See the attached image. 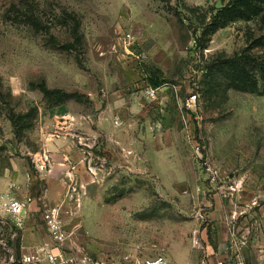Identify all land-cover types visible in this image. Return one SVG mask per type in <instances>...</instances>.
<instances>
[{
    "label": "rangeland",
    "instance_id": "374dc122",
    "mask_svg": "<svg viewBox=\"0 0 264 264\" xmlns=\"http://www.w3.org/2000/svg\"><path fill=\"white\" fill-rule=\"evenodd\" d=\"M221 5L0 0V264L54 245L48 209L95 258L264 264V94L214 60L264 23L213 28ZM13 196L33 198L22 226Z\"/></svg>",
    "mask_w": 264,
    "mask_h": 264
},
{
    "label": "trees",
    "instance_id": "16d2710c",
    "mask_svg": "<svg viewBox=\"0 0 264 264\" xmlns=\"http://www.w3.org/2000/svg\"><path fill=\"white\" fill-rule=\"evenodd\" d=\"M221 2V7L214 8L211 13L210 25L213 28L224 27L236 20L260 19L264 23V0H221ZM251 36L254 37L253 34ZM195 42L203 46L201 36H197ZM255 48L258 50L255 51ZM214 60L220 67L227 68L225 73L234 86L244 91L264 94V33L256 37L253 43L251 42L240 52L232 56L221 54ZM148 80L154 87L160 86V82L153 79ZM52 92L59 96L56 104L68 98L62 90L56 89Z\"/></svg>",
    "mask_w": 264,
    "mask_h": 264
},
{
    "label": "built area",
    "instance_id": "2783aa9c",
    "mask_svg": "<svg viewBox=\"0 0 264 264\" xmlns=\"http://www.w3.org/2000/svg\"><path fill=\"white\" fill-rule=\"evenodd\" d=\"M144 95L154 98L156 88H146ZM32 202V197L21 199L18 196L9 197L4 202V208L16 226L23 225L28 206ZM45 219L54 245L37 247L32 253L24 256V264H173L163 254L153 257L143 254L114 255L105 258L92 257L85 251L73 250L67 246L69 234L56 209L46 210ZM236 264L243 263L239 260Z\"/></svg>",
    "mask_w": 264,
    "mask_h": 264
},
{
    "label": "crops",
    "instance_id": "0c3cea01",
    "mask_svg": "<svg viewBox=\"0 0 264 264\" xmlns=\"http://www.w3.org/2000/svg\"><path fill=\"white\" fill-rule=\"evenodd\" d=\"M55 149L56 150H60V153L57 155V156H59V157H67V156H69L68 155V152H70V153H72V148L71 147H68V149L66 150V149H58V148H56L55 147ZM63 153V154H62ZM226 242H228V239L226 240ZM226 243H224V245H225Z\"/></svg>",
    "mask_w": 264,
    "mask_h": 264
}]
</instances>
